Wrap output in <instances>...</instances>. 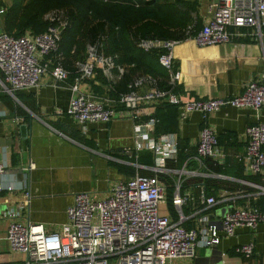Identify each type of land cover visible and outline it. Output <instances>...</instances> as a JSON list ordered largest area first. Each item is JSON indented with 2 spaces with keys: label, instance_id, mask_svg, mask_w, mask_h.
Returning <instances> with one entry per match:
<instances>
[{
  "label": "built area",
  "instance_id": "1",
  "mask_svg": "<svg viewBox=\"0 0 264 264\" xmlns=\"http://www.w3.org/2000/svg\"><path fill=\"white\" fill-rule=\"evenodd\" d=\"M44 19L49 23L45 31L36 35L14 36L2 31L0 26V93H7L15 101V92L38 87L45 73H49L55 83H64L69 77L70 72L60 64L57 52L68 21L62 14L54 12L45 14ZM263 27L264 0H217L211 17L188 39L200 47L238 39L256 41L262 39ZM176 43L174 40L137 41L143 51L162 50L158 62L167 71L171 85L180 78L173 63L172 49ZM52 53L58 54L53 61L47 59ZM97 66L104 76H108L116 65L112 57L105 55L99 47L88 46L86 60L76 63V75L69 87L72 95L64 113L81 125L130 119L135 132L134 143L123 149L129 159L119 161L134 167L135 173L116 181L102 199L95 200L86 192L76 193L65 209L66 221L54 231L46 230L41 223L21 220V211L28 205L30 197L25 190L20 205L3 214L9 219L6 228L9 250L23 257L17 264H169L176 258L194 257L198 248L218 245L222 237L235 235L238 228L255 229L264 224V208L256 205L258 198L264 196V123L256 122L245 128L241 135L244 151L234 157L241 164L244 175L258 176L259 182L231 178L206 166L207 160L223 165L228 158L216 133L207 124L208 115L225 106L255 111L263 107L264 68L244 84L239 94L230 97L182 99L178 93L157 88L150 75H140L130 85L134 90L111 99L79 88L81 81L93 77ZM117 67L122 71V67ZM141 86L146 88L137 90ZM161 102L178 106L179 123L192 112L202 116L203 125L191 158L204 172L193 169L188 173L238 183L245 188L238 186L240 190L237 191L236 187L233 192L222 187L221 194L216 196L209 192L205 183L194 184V191L183 187L182 174L186 172L184 168L189 158L180 169L168 166V161L177 158L176 134H154L157 120L153 113ZM142 150L152 154L151 164L137 161V154ZM32 167L30 162L23 169ZM141 170L147 173L142 174ZM5 172L6 165L0 163V179ZM162 174L175 176L171 205L176 218L172 213L159 211V206L168 202L165 183L160 180ZM2 189L0 183V191ZM239 197L244 198L245 203L237 202L228 209L219 225L211 223L207 214H196L219 201L235 202ZM194 202L199 206L194 211L196 225L185 227L183 206ZM254 251L253 241L236 245L233 249L234 255L245 258L251 257Z\"/></svg>",
  "mask_w": 264,
  "mask_h": 264
},
{
  "label": "crops",
  "instance_id": "2",
  "mask_svg": "<svg viewBox=\"0 0 264 264\" xmlns=\"http://www.w3.org/2000/svg\"><path fill=\"white\" fill-rule=\"evenodd\" d=\"M2 1L7 5L12 2ZM185 1L194 4L197 9L196 12L189 10L192 16L190 24L196 25L194 20L197 16L201 28L211 17L213 4L217 0ZM178 7L186 10L182 5ZM94 25L91 23L88 28L81 30L80 41L83 44L76 49L73 46L69 54H61L60 64L70 72L66 82L55 83L49 73L43 74L38 87L22 92L30 95L31 109L14 100L22 108V112L11 110L1 100L0 163L6 165V172L0 179L3 187L0 191V264H17L23 258L21 254L9 250L6 241L9 219L4 218L3 214L20 205L25 190L30 197L28 205L21 211V220L41 223L46 230L54 231L66 221L65 209L76 193L86 192L93 199L99 200L109 194L116 181L128 177L115 164H123L119 159H129L124 155L123 149L134 143L133 122L130 119H116L108 124L81 125L64 113L72 95L69 87L76 75V63L86 60L84 45L96 36ZM174 41L177 43L172 49L173 63L180 72L176 86L180 88L178 94L182 99L237 95L244 84L264 68V29L262 39L256 41L238 39L204 47L188 38ZM58 54L47 59L53 61ZM114 64L116 66L110 69L108 76H104L100 66H97L93 77L81 81L80 90L111 99H117L120 93H125L141 74L139 71H132L131 66ZM117 66L122 67V71ZM98 71L104 81L96 78ZM145 88L141 86L137 90L143 91ZM206 121L228 153V159L233 161L231 165H235L238 162L235 155L244 151L241 135L247 126L256 122L264 123V106L258 111L225 106L209 114ZM202 125L201 114L192 112L183 122H178V129L174 132L177 140L185 142L188 149L186 152L189 153V159L187 158L182 181L191 191H194L191 183H195L197 179H206L204 176H192L188 173L193 169L198 173L204 172L191 158ZM225 134L231 136L221 137ZM138 155L139 152L137 161ZM30 162L33 167L24 170ZM184 162L176 169H180ZM223 175L238 178L233 174ZM222 187L226 188V184L221 183L214 195H220ZM239 190L237 186V191ZM237 202L245 203V199L239 197L235 202L225 199L210 208L198 210L196 214H207L211 223L219 225L224 213ZM171 207L175 211L167 202L165 209L160 210L171 214ZM197 208V202L183 206L185 227L196 225L197 216L194 211ZM249 241H253L255 245L251 257L234 255V246ZM169 264H264V224L257 225L255 229L238 228L235 235L222 237L218 245L198 248L194 257L176 258Z\"/></svg>",
  "mask_w": 264,
  "mask_h": 264
},
{
  "label": "trees",
  "instance_id": "3",
  "mask_svg": "<svg viewBox=\"0 0 264 264\" xmlns=\"http://www.w3.org/2000/svg\"><path fill=\"white\" fill-rule=\"evenodd\" d=\"M178 5L186 7V10L180 9ZM0 9H2L0 13L2 31L14 36L25 33L39 34L45 31L49 23L44 19L45 14L50 12L62 14L68 23L62 31L59 42L57 52L60 57L63 54H69L73 46L76 49L83 44L80 41L81 30L94 23L95 40L92 37L86 42L85 53L88 46L99 47L105 54L112 56L116 64L131 66L132 71H139L141 75H150L156 81L157 88L174 93H178L180 88L176 84L169 83L167 71L158 62V56L162 50L143 51L137 46V41L139 39L156 41L187 39L199 29L200 22L196 16L194 20L196 25L190 24L192 16L189 10L196 12L197 9L194 4L185 0H12L9 5L0 0ZM53 54L55 53L50 56ZM176 68L177 65H174V69ZM97 74L96 78L103 80L99 71ZM134 89L129 87L125 93ZM22 92H15L16 99L31 109L30 95H24ZM0 100L6 102L11 110L22 112V108L7 93H0ZM153 116L157 120L154 126L155 135L177 131V105L161 102L155 106ZM230 136V134H225L221 137L229 138ZM178 147L176 160L168 161V166L173 168L182 165L189 155L186 152L188 149L185 142L178 141ZM138 162L151 164L152 154L147 150L139 152ZM232 162L227 158L223 165H215L207 160L206 166L216 173L233 174L232 176L238 178L259 182L258 176L246 177L241 164L236 162L235 165H231ZM115 166L128 177L135 173L134 167L130 165L116 163ZM141 173L146 174L147 172L141 170ZM160 180L165 183L166 196L171 205L175 179L171 175L162 174ZM194 182L191 184L205 183L212 194L221 187V183H225L229 190H234L237 186L245 188L238 183L208 178L197 179ZM256 205L264 208V196L258 198ZM171 213L173 218H176V212L172 207Z\"/></svg>",
  "mask_w": 264,
  "mask_h": 264
},
{
  "label": "rangeland",
  "instance_id": "4",
  "mask_svg": "<svg viewBox=\"0 0 264 264\" xmlns=\"http://www.w3.org/2000/svg\"><path fill=\"white\" fill-rule=\"evenodd\" d=\"M164 207H166V203H165V204H161V205L159 206V211H160L161 208H164ZM164 209H165V208H164ZM3 257H4V254H3Z\"/></svg>",
  "mask_w": 264,
  "mask_h": 264
}]
</instances>
